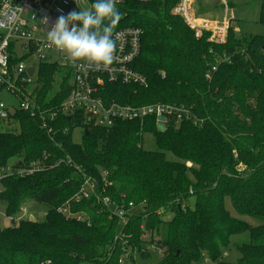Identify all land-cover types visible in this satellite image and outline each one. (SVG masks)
<instances>
[{
	"label": "trees",
	"instance_id": "1",
	"mask_svg": "<svg viewBox=\"0 0 264 264\" xmlns=\"http://www.w3.org/2000/svg\"><path fill=\"white\" fill-rule=\"evenodd\" d=\"M176 2L132 1L120 10L127 16L114 31L125 26L144 31L133 68L146 77L148 87L110 85L111 98L121 103L188 105L201 125L170 122L158 131L152 121L142 127L118 122L108 130L82 128L75 142L73 131L82 126L78 116L75 121L63 116L47 133L36 118L17 112L13 118L19 129L0 132V169L35 161L46 166L0 181L5 217L19 220L0 228V264H118L123 244L113 239L119 220L102 205V196L122 206L144 203L142 212L126 221L122 231L128 236L122 240L141 252V228L160 235L150 241L164 251L160 264H197L202 257L213 264H264V37L247 40L231 28L224 44L209 42L207 33L197 39L171 15ZM258 22L264 25V0ZM222 55L229 63H220L210 73L214 58ZM41 70L47 90L57 68L42 65ZM68 79L57 102L69 91ZM141 129L153 136L156 151L143 149ZM166 153L175 160H168ZM66 157L73 166L55 165ZM101 170L108 173L111 186H104ZM81 173L96 186L88 199L75 203L71 198L81 187ZM227 199L237 215L262 224L252 227L232 218L225 208ZM30 202L48 206L43 222L19 219ZM65 203L71 214L84 220L58 212ZM168 213L173 217L165 222ZM241 235L247 240L233 244L232 239ZM233 245L239 258L228 263L223 256ZM145 254L140 256L147 258ZM135 261L131 257L127 264Z\"/></svg>",
	"mask_w": 264,
	"mask_h": 264
},
{
	"label": "built area",
	"instance_id": "2",
	"mask_svg": "<svg viewBox=\"0 0 264 264\" xmlns=\"http://www.w3.org/2000/svg\"><path fill=\"white\" fill-rule=\"evenodd\" d=\"M132 1L143 5L154 2V0H116V7L122 10ZM92 2L93 0H77L80 6H87ZM220 2L225 14L230 11L224 0ZM198 4L199 0H177L170 13L179 18L193 32L195 38L198 39L207 33L209 42L226 43L231 29L228 13L223 20L214 21L199 12ZM76 10L78 9L75 0H0V92L4 91L18 101V109L0 101V122L14 124L18 130L19 124L13 117L17 112H25L36 118L40 128L47 133L53 131L54 126L63 116L72 117L74 121L78 116L77 119L81 121L82 126L75 130L81 131L85 130L82 128L87 127L108 130L118 122H136L142 127L147 121H152L158 131H164L170 122L176 125L182 122L201 125L202 121L188 105L163 102L121 103L111 98L110 85L148 87L146 77L133 68V63L141 52L144 34L142 28L125 26L114 31L116 53L113 63L107 70H81L73 67L64 53L49 47L47 34L50 26L59 16H67L68 13ZM121 14V17L127 16L126 11ZM45 17L48 18L47 24L43 22ZM229 61L226 55L215 57L210 66V73L215 72L220 63H229ZM42 65H53L57 68L47 90H45ZM31 69L32 73H30ZM67 79L69 91L61 102H57ZM11 110L14 111L13 114ZM159 127L162 129L160 130ZM17 130L4 132L15 133ZM67 131L68 128L63 129V133ZM144 134L141 129L139 136L142 137ZM59 163L70 167L74 165L69 157L58 161L55 165ZM45 166L43 161H35L20 168H14L12 165L1 168L0 181L9 176L31 175L42 171ZM100 176L105 187L112 185L107 181L108 173L105 170L100 171ZM78 177L82 183L79 191L71 198L75 203L83 198L88 199L96 186L95 181L85 174L81 173ZM101 203L119 220V232L130 217L139 214L135 209L144 206V203L136 206L132 202L122 206L107 196H102ZM161 211L160 209L157 213L160 214ZM58 212L67 214V217L84 220L82 216H74L69 212L68 203L59 208ZM141 230L143 231L141 239L143 241L149 239L151 235L143 228ZM117 240L118 236L115 242ZM113 250V245L107 249L108 257ZM136 253L138 252L130 254V250L121 247L118 264H127L131 257L135 259ZM203 264L213 263L204 259Z\"/></svg>",
	"mask_w": 264,
	"mask_h": 264
},
{
	"label": "rangeland",
	"instance_id": "3",
	"mask_svg": "<svg viewBox=\"0 0 264 264\" xmlns=\"http://www.w3.org/2000/svg\"><path fill=\"white\" fill-rule=\"evenodd\" d=\"M199 1H200L199 3L205 1L204 5H207V9L209 11L207 13V16L209 19L211 18V20L221 21L225 18L226 14L228 13L231 22V28H233L235 32H237L238 36H241L242 38H245L247 40H249L254 36L264 37V25H261L258 22L261 0H224V2L228 6V9H230V11H228L226 14L225 12H223L222 14L221 9L223 8L221 6L222 3L220 2V0H199ZM213 6L216 7L217 9L216 11L217 16H214V13L211 11ZM0 101H2L5 105H12L15 109H18V101L13 96L9 95L4 91L0 92ZM6 130H11V131L17 130V126L14 124L9 125L6 122H1L0 132H4ZM81 133H82L81 130H74L73 136L75 142L80 141ZM142 147L147 151H156L154 138L150 133H145L143 135ZM166 157L168 160H175V158L170 153H166ZM14 160H11L10 162L13 163ZM186 165H189V163H186ZM240 171H244V170L240 168ZM187 201L189 207L193 208L194 205L193 197H190ZM225 208L232 218L244 220L252 227H256L262 224V222L257 219L237 215V213L232 209L228 199L225 201ZM47 210H48V206L46 205L30 202L22 207L19 219L29 220L30 217H33L34 221L43 222ZM135 211L138 213L142 212L140 208H136ZM172 217L173 214L168 213L163 216V220L166 222L171 220ZM18 221L19 220H15L14 222H12L9 218L5 217L4 206L0 204V228L3 229V228L12 227L16 225ZM118 232H119V228H118ZM118 232L113 239L114 243H115V239L118 236L117 243L119 241L122 242L123 244L122 247H124L128 251L130 250V254H134V252L137 251L138 253L134 255L136 264H160L161 259L164 255L163 254L164 251L162 249L156 248L155 244L150 242L151 238L154 240H159L160 235L153 233V235H151L149 239H146L144 241L141 239L143 241L142 244L143 249L141 250V252H139L137 248H133L127 241L122 240V238H127L128 235L124 236L123 231L119 233ZM245 239L247 240L245 235L237 236L232 239V243L235 244L238 242H242ZM145 250L147 251L145 254L147 258H142L140 255L141 253H145L144 252ZM204 258L205 257H202V260L197 264H203ZM238 258H239V253L236 251L234 245L231 246L230 250L226 251V256H223L224 261L228 263H235L238 260Z\"/></svg>",
	"mask_w": 264,
	"mask_h": 264
},
{
	"label": "clouds",
	"instance_id": "4",
	"mask_svg": "<svg viewBox=\"0 0 264 264\" xmlns=\"http://www.w3.org/2000/svg\"><path fill=\"white\" fill-rule=\"evenodd\" d=\"M61 15L47 34L49 47L64 53L73 67L107 70L116 53L114 29L121 19L116 0H93L87 6ZM45 24L48 18L45 17Z\"/></svg>",
	"mask_w": 264,
	"mask_h": 264
},
{
	"label": "crops",
	"instance_id": "5",
	"mask_svg": "<svg viewBox=\"0 0 264 264\" xmlns=\"http://www.w3.org/2000/svg\"><path fill=\"white\" fill-rule=\"evenodd\" d=\"M200 2V1H199ZM204 3H205V1H203L202 3H199L198 4V6H199V12L201 13V14H206L207 15V13L209 12L208 11V9H207V5H204ZM211 11L214 13V16H217V14H216V11H217V9H216V7H214L213 6V8L211 9ZM221 11H222V14H223V9H221ZM222 17H223V15H222ZM238 29V28H237ZM30 212V211H29ZM32 216V215H31ZM31 218V217H30ZM33 218V217H32Z\"/></svg>",
	"mask_w": 264,
	"mask_h": 264
},
{
	"label": "water",
	"instance_id": "6",
	"mask_svg": "<svg viewBox=\"0 0 264 264\" xmlns=\"http://www.w3.org/2000/svg\"><path fill=\"white\" fill-rule=\"evenodd\" d=\"M30 73H32V69L30 70ZM13 112H14V111H12V110H11V114H13ZM161 120H162V119H161ZM159 129L161 130V129H162V127H159ZM29 221L33 222V221H34V219L31 217V218L29 219Z\"/></svg>",
	"mask_w": 264,
	"mask_h": 264
}]
</instances>
